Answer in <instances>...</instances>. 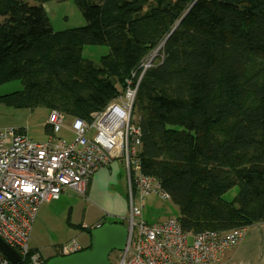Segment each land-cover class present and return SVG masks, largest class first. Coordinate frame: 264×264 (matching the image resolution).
I'll use <instances>...</instances> for the list:
<instances>
[{"label": "trees", "instance_id": "obj_1", "mask_svg": "<svg viewBox=\"0 0 264 264\" xmlns=\"http://www.w3.org/2000/svg\"><path fill=\"white\" fill-rule=\"evenodd\" d=\"M33 1L0 0V86L22 85L0 104L88 119L116 84L138 82L141 171L182 230L264 223V0H71L85 25L63 32L49 24L51 0ZM85 46L108 52L94 62Z\"/></svg>", "mask_w": 264, "mask_h": 264}, {"label": "built area", "instance_id": "obj_2", "mask_svg": "<svg viewBox=\"0 0 264 264\" xmlns=\"http://www.w3.org/2000/svg\"><path fill=\"white\" fill-rule=\"evenodd\" d=\"M150 63L142 64L143 71ZM131 83L104 110L88 119L72 118L66 129L70 140L57 137L65 115L54 109L46 110L44 126L51 135L42 142L29 139L22 129H0V239L18 254L17 264H44L29 247L39 207L58 200L66 190L82 196L86 181L115 161L124 166L129 194V215L124 219L128 236L116 264H218L243 239L245 228L191 234L182 230L176 217L143 221L136 196L162 202H170V197L158 179L141 171L140 130L133 114L138 82L134 87ZM57 251L63 257L81 252V247L70 241ZM0 264L13 263L0 252Z\"/></svg>", "mask_w": 264, "mask_h": 264}, {"label": "rangeland", "instance_id": "obj_3", "mask_svg": "<svg viewBox=\"0 0 264 264\" xmlns=\"http://www.w3.org/2000/svg\"><path fill=\"white\" fill-rule=\"evenodd\" d=\"M27 1L30 5H35L33 0ZM43 8L49 20V24L55 32H63L85 25L80 11L71 0H51L43 4ZM163 44L164 41H161L157 48L147 55V62H151L150 66L156 56L162 55L160 48L163 47ZM107 52L108 50L106 47L85 46L82 55L86 59L98 62L100 57L106 55ZM259 64L264 66V61L262 60ZM115 88L118 95H120L122 85L116 84ZM21 89L22 85L20 82L11 81L0 86V96L8 95L20 91ZM46 110L48 111V109L36 108L30 111L28 109H15L0 104V129H22L29 139L42 142L49 129L47 128L46 130L44 126V121L47 116ZM94 113L95 112L91 114ZM133 114L135 117H141L138 106L133 108ZM71 121L72 117L65 116L64 129L60 130L57 137L65 140L72 139V134L66 130ZM122 168H120V171L116 174L117 176H114V180L109 183L108 195L114 197L117 196L115 194H119L122 200L127 202L125 205L126 209L122 216H120V219L124 221L129 215V194L125 181L124 167ZM236 194L237 189L232 188L224 194L222 198L226 202H231ZM149 199L158 201V203L154 202V204H152ZM149 199L142 201L136 196L134 200L137 205L141 204V206L144 207L142 210V219L146 223L162 221L177 216V209L171 202H162L156 197H151ZM85 204L87 203L83 196L73 193L71 197L66 199L65 197H61L59 201L43 203L39 208V212L33 224L29 242L30 248L36 246L43 259L55 255L60 246L70 241H75L82 248H85L88 243H90V236L87 230H85L86 228H84L83 223L88 225L85 227L90 228L91 225L97 221L98 217H101L102 223L113 221L121 222L119 220H114L115 218L113 217L106 216L105 213L99 212L95 208L90 209ZM116 256L117 253L115 252L109 254V260L113 264L118 260Z\"/></svg>", "mask_w": 264, "mask_h": 264}, {"label": "crops", "instance_id": "obj_4", "mask_svg": "<svg viewBox=\"0 0 264 264\" xmlns=\"http://www.w3.org/2000/svg\"><path fill=\"white\" fill-rule=\"evenodd\" d=\"M45 129L47 130V128ZM46 134L47 135L45 136L44 140H46L48 136L51 135L49 129L48 132H46ZM122 167L124 166L120 164L119 161H115L109 167L96 171L86 181L84 194L82 195L85 198V202L87 203L85 205L88 206L90 209L95 208L97 211L105 213L106 216L113 217L115 218L114 220H119V221H123L122 219H120L121 218L120 216H122L123 212L125 211L126 209L125 205L127 204V202L122 200V197L119 194H115L117 196L110 197L108 195V186L109 183L114 180V176L120 171V168ZM72 193L76 194L72 190H66L59 197L58 200H54V201H59L61 197H65V199L71 197ZM149 201L152 204H154V202L158 203V201H155L153 199H149ZM100 218L101 217H98L97 221L94 222L90 228L85 227L88 225H86V223H83L84 228L90 231L91 229H94L96 226H101L104 223H102V219ZM108 223H113V222H108ZM89 240L90 243H88V245L85 248H82L79 245L81 247V251L90 248L91 238H89ZM30 249L40 254V251L36 246L35 247L32 246V248ZM57 253L58 251L56 252L55 255L48 257L46 259L43 258L42 259L46 263L47 260H49L50 258L58 256ZM218 264H264V223L254 224L250 227H247L246 233L243 239L241 240V242L238 243L235 247L226 251L222 260Z\"/></svg>", "mask_w": 264, "mask_h": 264}, {"label": "water", "instance_id": "obj_5", "mask_svg": "<svg viewBox=\"0 0 264 264\" xmlns=\"http://www.w3.org/2000/svg\"><path fill=\"white\" fill-rule=\"evenodd\" d=\"M89 249L69 256H56L45 264H110L108 256L114 250L122 251L128 236V228L123 224L104 223L89 231ZM0 252L11 263L19 262L18 254L0 239Z\"/></svg>", "mask_w": 264, "mask_h": 264}, {"label": "bare ground", "instance_id": "obj_6", "mask_svg": "<svg viewBox=\"0 0 264 264\" xmlns=\"http://www.w3.org/2000/svg\"><path fill=\"white\" fill-rule=\"evenodd\" d=\"M124 222V221H123ZM123 251V250H122ZM122 251H118V250H114V251H112V252H110V254L111 253H113V252H115V253H117V259H118V257H119V254H120V252H122ZM108 261L110 262V260H109V256H108ZM110 264H113L112 262H110ZM116 264V263H115Z\"/></svg>", "mask_w": 264, "mask_h": 264}]
</instances>
